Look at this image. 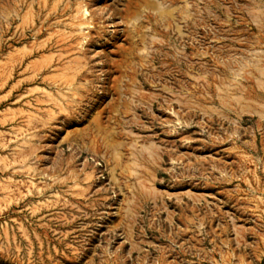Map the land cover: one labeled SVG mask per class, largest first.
I'll return each instance as SVG.
<instances>
[{
  "label": "rangeland",
  "instance_id": "rangeland-1",
  "mask_svg": "<svg viewBox=\"0 0 264 264\" xmlns=\"http://www.w3.org/2000/svg\"><path fill=\"white\" fill-rule=\"evenodd\" d=\"M0 264H264V0H0Z\"/></svg>",
  "mask_w": 264,
  "mask_h": 264
},
{
  "label": "bare ground",
  "instance_id": "bare-ground-1",
  "mask_svg": "<svg viewBox=\"0 0 264 264\" xmlns=\"http://www.w3.org/2000/svg\"><path fill=\"white\" fill-rule=\"evenodd\" d=\"M7 174V173H6ZM10 176H11V174H10ZM31 176H32V174H31Z\"/></svg>",
  "mask_w": 264,
  "mask_h": 264
}]
</instances>
